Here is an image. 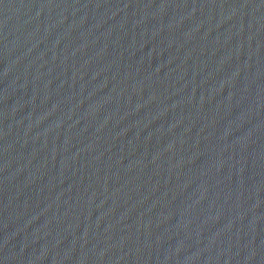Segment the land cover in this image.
I'll use <instances>...</instances> for the list:
<instances>
[{
	"label": "water",
	"instance_id": "obj_1",
	"mask_svg": "<svg viewBox=\"0 0 264 264\" xmlns=\"http://www.w3.org/2000/svg\"><path fill=\"white\" fill-rule=\"evenodd\" d=\"M0 264H264V0H0Z\"/></svg>",
	"mask_w": 264,
	"mask_h": 264
}]
</instances>
